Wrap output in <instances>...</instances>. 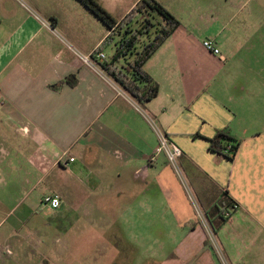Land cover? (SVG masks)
I'll return each instance as SVG.
<instances>
[{
  "label": "crops",
  "instance_id": "1",
  "mask_svg": "<svg viewBox=\"0 0 264 264\" xmlns=\"http://www.w3.org/2000/svg\"><path fill=\"white\" fill-rule=\"evenodd\" d=\"M97 1L121 20L139 0H114L117 9ZM156 1L180 25L143 66L159 92L142 108L72 52L91 58L110 33L77 0H0V205L11 215L21 200L43 207L42 197L56 194L61 207L47 209L59 219L79 210L76 200H140L147 216L155 200H166L169 221L164 207L160 216L169 231L152 257L159 264H220L180 178L163 155L150 160L158 143L151 121L180 147L182 180L203 210L211 219L215 204L229 213L215 232L228 263L264 264V135L246 137L235 121L245 86L255 81L243 85L229 76L231 44L223 37L235 5ZM204 39L215 41L224 61L202 48ZM217 131L240 143L232 160L209 150ZM65 156L74 160L63 167ZM113 206L110 221L118 219ZM125 211L130 220L139 217L130 203ZM15 215L1 220L0 236L16 237Z\"/></svg>",
  "mask_w": 264,
  "mask_h": 264
},
{
  "label": "rangeland",
  "instance_id": "2",
  "mask_svg": "<svg viewBox=\"0 0 264 264\" xmlns=\"http://www.w3.org/2000/svg\"><path fill=\"white\" fill-rule=\"evenodd\" d=\"M104 1L111 9L120 8L114 0ZM230 1L235 7L227 13L231 19L223 36L231 44L229 76L243 85L255 81L245 86L246 93L240 99L244 106L237 110L235 121L246 137L264 135V0ZM118 14L113 12L115 17ZM91 16V20L96 18ZM103 52L108 59L113 54L112 46H105ZM226 104L234 109L230 102ZM177 176L182 178L180 170ZM155 201V206L150 208L153 212L147 216L148 207L144 206L141 212L140 200H76L75 209L79 210L64 213L57 219L46 207L33 204V200H21V205L10 207L16 214L14 220L20 224L16 237L0 236V264H159L152 253L163 241L161 233L165 229L169 231L163 227L162 207L167 221L170 209L166 200H161V205L160 200ZM108 203L117 209L115 221L109 219ZM129 203L139 209L135 220H130L125 211ZM8 208L0 205V222L12 216ZM86 215L93 218H85ZM165 251L168 253L169 249Z\"/></svg>",
  "mask_w": 264,
  "mask_h": 264
},
{
  "label": "trees",
  "instance_id": "3",
  "mask_svg": "<svg viewBox=\"0 0 264 264\" xmlns=\"http://www.w3.org/2000/svg\"><path fill=\"white\" fill-rule=\"evenodd\" d=\"M87 8L110 31L97 49L114 43L113 54L97 63L98 69L110 79L123 93L144 107L159 92L158 84L144 71L146 61L179 27L180 22L156 0H139L121 19H114L97 0H77ZM240 143L228 131H217L209 140V150L232 160ZM230 148L225 153L227 148ZM216 220L211 219L204 210L214 233L226 221L218 205Z\"/></svg>",
  "mask_w": 264,
  "mask_h": 264
},
{
  "label": "built area",
  "instance_id": "4",
  "mask_svg": "<svg viewBox=\"0 0 264 264\" xmlns=\"http://www.w3.org/2000/svg\"><path fill=\"white\" fill-rule=\"evenodd\" d=\"M47 28L49 30H51L53 32V30L47 26ZM202 48L208 52L209 54H211L214 57H217L219 60L224 61V56L221 54L219 48L217 47L215 41H213L212 39H204L201 43ZM70 48V47H69ZM71 49V48H70ZM72 52L74 53V55L76 57H78L81 62H83L84 64L90 66L91 68H98L96 66L97 63L102 62L105 59V55L103 52L95 50V52L93 53V57H89V56H81L80 54H78L75 50H72ZM100 70V69H99ZM102 72V71H101ZM101 75L103 76V78H105V80H109V82H111L112 84H114L110 79H108L103 72L101 73ZM115 85V84H114ZM116 86V85H115ZM118 90V89H117ZM120 92V91H119ZM151 126L153 127L156 136H157V147L154 151V155L153 157H151L150 160H153L155 156L157 155H163L167 161V163L169 164V166L174 170V172L178 175L179 174V169H178V165H177V159L181 156L182 151L180 149V147H178L176 144H174L173 142H171L166 135H164L163 133H161L160 131H158L153 125L152 122L150 121ZM230 148L228 147L225 150V153L228 152ZM74 159L72 157H63L60 161V165L63 167H66L68 165L69 162H72ZM180 178V177H179ZM182 185L185 188V193L187 195V198L190 202V206L193 210V217H194V221L196 222V224H198L204 231L206 240L210 246V248L212 249V251L214 252L218 262L220 264H229L228 261L226 260L221 247L217 241V238L215 236V233L213 231L212 226L209 223V220L203 210V208L201 207V205L198 203V201L196 200L195 196H193L190 192V190L188 188H186V184L185 182L182 180V178H180ZM41 203L44 207L48 208L51 211H57L59 210L60 206H61V200L59 198L58 195L56 194H47L44 195L42 197ZM225 217L229 216V213L227 212L226 214H224Z\"/></svg>",
  "mask_w": 264,
  "mask_h": 264
}]
</instances>
